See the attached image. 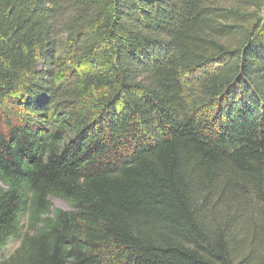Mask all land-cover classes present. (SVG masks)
<instances>
[{
    "label": "trees",
    "instance_id": "1",
    "mask_svg": "<svg viewBox=\"0 0 264 264\" xmlns=\"http://www.w3.org/2000/svg\"><path fill=\"white\" fill-rule=\"evenodd\" d=\"M222 1L0 0V264H264V0Z\"/></svg>",
    "mask_w": 264,
    "mask_h": 264
},
{
    "label": "rangeland",
    "instance_id": "2",
    "mask_svg": "<svg viewBox=\"0 0 264 264\" xmlns=\"http://www.w3.org/2000/svg\"><path fill=\"white\" fill-rule=\"evenodd\" d=\"M223 3H225L226 5H233L235 3V0H224L222 1ZM2 187V184L0 182V188ZM52 206L54 208H60V209H64V210H70V207L67 205V203L59 198L53 197L50 199ZM16 246V244H14ZM15 247H10V244L8 245V249L10 250V252L13 251ZM246 253L245 248H241L240 251L235 255V257H233V263H239L241 260V256H243Z\"/></svg>",
    "mask_w": 264,
    "mask_h": 264
}]
</instances>
